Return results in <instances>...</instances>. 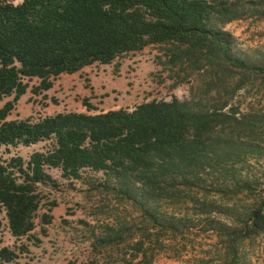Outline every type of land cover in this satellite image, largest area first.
Segmentation results:
<instances>
[{
  "label": "trees",
  "instance_id": "16d2710c",
  "mask_svg": "<svg viewBox=\"0 0 264 264\" xmlns=\"http://www.w3.org/2000/svg\"><path fill=\"white\" fill-rule=\"evenodd\" d=\"M13 2L0 0V102L13 95L12 101L0 109V148L53 141L46 152H34L26 165L20 157L0 160V213L5 212L15 238L26 236L35 227L33 221L41 203L37 186L53 180L44 171L45 166L58 167L64 175L72 177H77L82 169L111 173L126 182L128 190L130 184H138L141 191L169 198L171 193L167 189L175 185L173 181L185 186L195 183V176L200 173L212 175L225 170L227 163H231L232 169L242 162L243 143L224 138L229 128L245 135L242 126L247 124L250 135L246 137L256 140L251 139L254 123L261 122L262 116L242 114L238 108L224 114L222 109L227 101L220 107L204 109L201 98L194 99L195 96L187 102L153 100L131 112L120 109L97 115L58 113L35 121L30 118L6 121L14 102L25 94L27 85L23 78L40 79L34 87L35 94L49 89L52 77L76 73L95 62L106 65L148 45H164L168 63L174 66L185 63L192 71L211 69L207 94L213 90L217 93L220 84L224 86L238 75L241 79L245 72L264 76V66H252L247 59L234 56L229 35L216 28L218 21L226 23L239 17L231 14L236 7L234 3L23 0L15 5ZM254 4L257 16L264 18V0ZM242 87L238 84L235 88ZM252 144L247 152L258 146L257 142ZM241 180L240 192L253 188L248 180ZM51 218L47 214L41 216L44 224ZM263 229L264 201H261L251 211L240 236L242 239L256 236ZM16 258L13 250L0 248V264H11Z\"/></svg>",
  "mask_w": 264,
  "mask_h": 264
},
{
  "label": "rangeland",
  "instance_id": "374dc122",
  "mask_svg": "<svg viewBox=\"0 0 264 264\" xmlns=\"http://www.w3.org/2000/svg\"><path fill=\"white\" fill-rule=\"evenodd\" d=\"M256 1L227 0L236 5L231 14L239 17L218 21L216 28L229 35L234 56L264 66V18L255 12ZM164 49L148 45L106 65L95 62L76 73L60 74L50 78L49 89L35 94L40 79L23 78L25 94L14 102L6 121H35L58 113L131 112L153 100L187 102L194 96L201 98L204 109L227 101L224 114L238 108L242 114L262 116L254 123L252 142L246 137L247 124L242 126L245 135L231 128L225 133L226 140L243 143L242 162L232 169L227 163L229 170L212 175L200 173L195 183L185 186L173 181L175 185L167 189L169 198L141 191L138 184H130L128 190L126 182L111 173L82 169L72 177L58 167L45 166L53 180L37 186L41 203L33 231L15 238L5 212L0 213V248L17 254L11 264H264V229L256 236H240L251 211L264 201V76L245 72L241 79L238 75L220 84L219 93L207 94L211 69L192 71L185 63L169 64ZM238 84L243 87L236 89ZM12 99L13 95L4 98L0 109ZM256 142L258 146L247 152ZM52 145L45 140L3 146L0 160L20 157L26 165L34 152L44 153ZM241 179L253 188L240 192ZM43 214L51 215L48 224L42 222Z\"/></svg>",
  "mask_w": 264,
  "mask_h": 264
},
{
  "label": "crops",
  "instance_id": "0c3cea01",
  "mask_svg": "<svg viewBox=\"0 0 264 264\" xmlns=\"http://www.w3.org/2000/svg\"><path fill=\"white\" fill-rule=\"evenodd\" d=\"M99 114H101V113H99Z\"/></svg>",
  "mask_w": 264,
  "mask_h": 264
}]
</instances>
